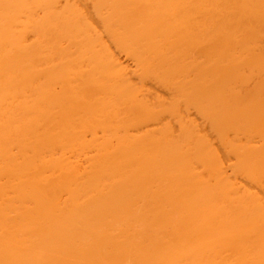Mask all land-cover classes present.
Wrapping results in <instances>:
<instances>
[{
	"label": "bare ground",
	"instance_id": "1",
	"mask_svg": "<svg viewBox=\"0 0 264 264\" xmlns=\"http://www.w3.org/2000/svg\"><path fill=\"white\" fill-rule=\"evenodd\" d=\"M90 1L0 0V264H264V0Z\"/></svg>",
	"mask_w": 264,
	"mask_h": 264
},
{
	"label": "rangeland",
	"instance_id": "2",
	"mask_svg": "<svg viewBox=\"0 0 264 264\" xmlns=\"http://www.w3.org/2000/svg\"><path fill=\"white\" fill-rule=\"evenodd\" d=\"M79 2L85 7V9H87V11L89 12V13H92V11H93V8H92V3H91V1L90 0H88V1H84L83 3H82V1L81 0H79ZM113 48H114V46H113ZM115 49V48H114ZM116 50V49H115ZM117 53H118V51H116ZM122 56V55H121ZM125 57V58H124ZM124 61H127V59H126V56L125 55H123V58H122ZM129 62V64L131 65V66H134V63L132 62V60L130 61H128ZM127 62V63H128ZM133 63V64H132ZM136 78V77H135ZM137 80V79H136ZM154 91H159L160 92V94L162 93L163 94V98H165V97H169V99L171 100V99H173L174 98V96L172 95V93L171 92H169V91H167V90H165V89H162V88H159V87H157L156 86V88L154 89ZM170 96L172 97V98H170ZM166 100H168V99H166ZM193 111V113H192V116L193 117H195L196 119H197V121L201 124V125H204V122H203V119L201 118V116L196 112V111H194V110H192ZM205 127H206V131L210 134V136H211V138L213 139V141H215L216 143H217V137H216V135H215V133L210 129V127H209V125L206 123V125H205ZM218 145V144H217Z\"/></svg>",
	"mask_w": 264,
	"mask_h": 264
}]
</instances>
